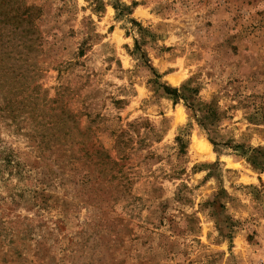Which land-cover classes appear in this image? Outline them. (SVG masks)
I'll list each match as a JSON object with an SVG mask.
<instances>
[{
    "label": "clouds",
    "instance_id": "obj_1",
    "mask_svg": "<svg viewBox=\"0 0 264 264\" xmlns=\"http://www.w3.org/2000/svg\"><path fill=\"white\" fill-rule=\"evenodd\" d=\"M48 2L85 47L83 55L77 46L63 57L72 65L68 73L86 80L97 99L102 95L100 115L110 112L125 139L133 146L143 140L142 153L153 154L137 165L132 193L143 202L140 221L174 245L152 242L160 264H264V169L250 160L264 150V103L249 99L264 88V75L257 73L255 87L245 80L237 90L229 84L232 64L221 69L215 47L231 39L235 58L236 41L264 33V0H238L236 8L231 0L203 7L202 0ZM201 21L222 26L208 46L207 35H196ZM63 37L62 28L45 33L49 43ZM253 54L248 44L245 55ZM210 107L218 118H209ZM3 163L4 177L11 173L15 184L16 160ZM0 194L7 195L3 181ZM116 211H124L121 204Z\"/></svg>",
    "mask_w": 264,
    "mask_h": 264
},
{
    "label": "rangeland",
    "instance_id": "obj_2",
    "mask_svg": "<svg viewBox=\"0 0 264 264\" xmlns=\"http://www.w3.org/2000/svg\"><path fill=\"white\" fill-rule=\"evenodd\" d=\"M20 1L36 8L33 35L20 38L17 24L0 17V181L7 192L0 194V264H160L152 242L169 249L174 245L163 235L153 236L140 221L143 202L137 203L140 198L132 193L137 165L147 164L153 154L142 153L143 140L133 146L125 139L119 123L109 122L110 112L100 115L102 95L97 99L86 80L68 73L72 65L63 57L77 46L83 55L85 47L71 38L59 12L51 14L48 0ZM208 2L202 0L201 6ZM237 6L238 0H231L230 7ZM53 27L62 28L64 37L49 43L45 33ZM221 27L209 29L201 21L198 41L207 35L202 46L212 44L214 36L223 34ZM247 35V41H236L240 55L235 58L238 46L231 39L215 45L221 69L232 64L229 84L237 90L245 80L255 87L257 73L264 75V33ZM248 44L251 56L245 55ZM257 92L249 99L264 103V88ZM209 112L210 119L218 118L214 108ZM62 114L74 117L67 122L76 150L72 159L63 156L59 140L47 143L43 138L51 133L48 123ZM254 155L264 166V150ZM5 159L8 165L17 162L15 184L9 183L11 173L3 175ZM117 203L124 211H116ZM217 207L223 205L217 202Z\"/></svg>",
    "mask_w": 264,
    "mask_h": 264
},
{
    "label": "trees",
    "instance_id": "obj_3",
    "mask_svg": "<svg viewBox=\"0 0 264 264\" xmlns=\"http://www.w3.org/2000/svg\"><path fill=\"white\" fill-rule=\"evenodd\" d=\"M36 15V8L32 5L26 4V2H21L20 0H0L1 19H5L7 22L14 21L17 24L15 28H17V30L19 29L18 36H20V38H27L29 35H33L35 33L34 30L36 26L33 24V20ZM5 21L2 22L5 23ZM35 88L38 89L39 86H36ZM166 91H168L170 94H177L176 90L173 89H166ZM21 102L22 101H16V103L19 104ZM25 106L27 107V105ZM65 116V114H62L61 116L55 115V120H51V122L48 123L51 133H49L47 136L43 135V138L45 137L47 143L59 140L62 145L58 146H61L59 150L62 151L63 156H65L66 159H72L73 154L76 153V150H74L75 144L72 142V140L70 141L71 134L73 132L68 127L67 122L69 119H73L74 117L73 115H68L65 119ZM62 129L64 131H62ZM252 161L256 166L264 169V166H262V163L258 160V156L254 155V159Z\"/></svg>",
    "mask_w": 264,
    "mask_h": 264
}]
</instances>
